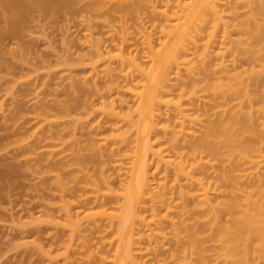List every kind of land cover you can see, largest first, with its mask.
I'll use <instances>...</instances> for the list:
<instances>
[{
    "label": "rangeland",
    "instance_id": "374dc122",
    "mask_svg": "<svg viewBox=\"0 0 264 264\" xmlns=\"http://www.w3.org/2000/svg\"><path fill=\"white\" fill-rule=\"evenodd\" d=\"M82 1L74 2L77 4H73L70 14L66 11L71 7L56 14L55 10L32 5L31 13L26 12L24 19L20 14V19L15 6L14 10L9 7V0H0V264L117 263L114 256L118 245L117 215L119 205L125 201L122 194L130 187L136 163L134 151L140 137L136 128L142 119L138 120L135 110L136 97L143 90L140 93V88L134 90L137 95L130 93L135 76L134 63L130 62L134 55L140 64L146 62L142 55L148 32L140 34L136 30L141 23L147 28L150 17L145 10L147 2L142 1L145 10L140 5L142 22L125 34L119 28L125 13L121 21L119 7L116 8L119 12H113L118 0H104L105 6L99 2L103 0H97L103 10L94 11L93 14L98 13L95 17L91 11L87 16L85 7L92 1L96 5L98 2L87 0L83 3L89 5L85 6L80 4ZM230 8H235L237 14L242 11L235 0L220 6L226 14ZM9 20L16 24L19 21L17 27L11 28L16 31L10 30ZM236 37V31L229 30L224 43L220 36L213 42L210 48L215 54L205 59L206 69L200 66L201 47L186 51L183 60L187 63L172 72L169 86L157 102L156 125L149 143L153 150L160 149L161 155L160 159L153 156L149 161L151 198L160 191L166 192L165 204L176 208L169 212L172 216L164 213L165 205L162 213H158L162 205L159 206L156 197L153 201L144 198L142 209L154 204L157 217L148 224L151 237L145 236V240L134 244L135 248L140 247L135 255L140 264H178L173 262L178 243L168 218L184 220L189 227L195 225V211L189 204L192 202L186 200L189 205L182 210L184 200L179 192L185 182L175 173V153L179 150L174 146L181 145L187 152L203 130L207 117H199L201 113L194 104L205 102L209 105L204 104L207 109L212 108L210 100L215 98L210 94H216L218 85L226 82L219 69L221 61L227 62L230 74L248 67L249 59L242 44L234 42ZM119 48L120 53L130 56L127 60L130 67L125 60L122 63L120 59V64ZM206 86L209 92L204 89ZM253 103L255 119L264 123V112L258 111L264 105V97ZM180 109L189 118L185 120V129L179 123ZM211 114L214 110L209 112V118L213 119ZM132 119L136 127L131 124ZM209 169L210 181L223 191L211 196L219 202L226 194L223 183L216 180L214 169ZM218 211L219 222L224 224L227 215L222 208ZM143 214L150 221L151 212L146 209ZM205 245L212 246L210 241ZM172 255L174 259L170 258ZM207 259L209 264H220L212 252L207 253Z\"/></svg>",
    "mask_w": 264,
    "mask_h": 264
},
{
    "label": "bare ground",
    "instance_id": "6f19581e",
    "mask_svg": "<svg viewBox=\"0 0 264 264\" xmlns=\"http://www.w3.org/2000/svg\"><path fill=\"white\" fill-rule=\"evenodd\" d=\"M76 1L9 0V7L12 10H16L15 12L19 14L20 19L21 17L24 19L26 12L29 14L28 11L30 12L32 5L37 4L36 6L43 7L42 9H52L57 11L56 14H61L63 9L66 11L70 7L72 8L73 4L76 5L77 3H74ZM84 1L80 2V4ZM107 1L99 2H102L105 6ZM118 1L120 3H117V7L115 6V11L113 10V12L121 10L119 12L120 19L122 21L125 18V21L120 22L123 24L119 25V28L125 34H127L129 29L134 30L138 26L137 22L139 24L142 22V20L139 21L142 19L140 14L144 8L142 1L147 2L145 10H148L150 24L146 28L141 23L143 26L140 24L136 31L140 34L147 31L148 35L151 36H148L147 33L145 34L147 37H144V42H146V39L147 42L144 44L147 47L143 48L144 52L146 51L145 53L148 54L145 55L143 52L142 55L149 67L144 64L146 63L144 61L142 63L143 68L142 64L137 62V55H134L135 58L132 57V59L134 58L132 61L126 53H120L122 48L118 49L117 56H119H116L117 58L121 57L119 58L120 64L123 63V60L128 63L127 60L130 59V64L134 63L132 71L134 70L135 76L132 77L129 88L130 93L133 92V95H137L134 90L140 88L138 93H140L141 89L143 90L136 97L138 100L137 107L140 103V108L136 107L135 112L138 111L137 118L140 117L138 120L142 118L141 121H143L144 117L145 121L142 123L139 121L138 127L133 120L134 118L132 119L134 122L130 120L135 127L137 125L136 129L140 137L137 140L136 152L134 151L136 163H134L132 178L129 181L130 187H126L125 194H122L123 198L125 197L122 199L125 201L124 204L120 203L121 206L119 205L120 210L117 215V220L119 221H117L115 237H117L116 242L118 245L116 246L117 251L115 249L116 255H114L116 256L115 259H117V261L115 260L116 264H134L135 262V264H140L139 261H136L138 256H135L139 254L140 249L138 250V248L140 247L137 246L136 249L134 244L137 245L142 242L141 240L147 236L148 238L151 237L149 235L151 233H148L147 229L149 228L148 224L155 221L153 217H157L153 208L154 204L149 209L144 208V198L153 201L156 197L159 206L162 205V209L160 208L161 210L159 209L158 213H162L163 205L166 206H164V213H169L173 208H176L171 207V204V206L169 204L166 205L167 203L165 204L166 200H164V197L167 194L166 192L160 191L157 196L154 195V198H151L152 190L150 189L151 184L148 176V168L151 163L149 161L153 156H157L160 159L161 155V150H153L152 145L149 143L150 135L156 125L157 102L160 101L168 88L172 72L182 64L187 63L183 60L186 51L201 47L203 59L200 61V66L206 69L205 59L215 52L211 50L212 44L214 46L219 36L221 42L225 41L224 39L229 30L236 31L237 37L234 42L242 44L244 54L249 59L248 67L242 71L230 74L227 71L229 66L227 62L221 61L219 64L220 68L219 66L218 68L224 73L223 77L226 82L218 85L217 89L219 91L215 92L216 94H210L215 98L214 101L210 100H213L212 96H210L211 98L209 97L210 99H206L210 100L212 108L208 107L207 109L206 107L209 105L205 102L194 104L198 108L197 111L201 113L199 117L200 115L207 117L203 130L194 138L187 152L182 150L183 147L181 145L177 144L174 146L179 150L175 153V173L185 182V186L182 184L179 192L181 200H184L182 210L187 209L186 207L190 204V207L195 211V225L189 227L184 220L177 222L172 217L171 219L168 218L171 222H167L169 224L172 223L175 231L173 234L175 233L174 237L178 243V250H175L176 254H173L175 257L177 255V257L175 258L172 255L170 258H175L176 261L173 260V262H178V264H209L207 253L212 252L215 260L220 264H264V172H261L264 170V134L262 132L264 123H258L254 117L253 109L255 105L253 101H259L264 97V0H235L236 3L241 5L242 11L240 14L235 12V8H230L231 11L227 14L220 10L221 4L228 3L230 0ZM99 2L97 5L94 1L90 5L87 2V4L83 3L85 6L89 5L85 7L87 11L83 8V11L88 12L87 16L91 12L94 17L98 16V13L93 14V12H101L103 10V5H99ZM140 5H142V9L139 12ZM147 5H149L148 9ZM73 8L66 12L70 11L68 12L70 14ZM122 13L125 14L122 15ZM121 15L122 17L126 16L122 19ZM128 15L131 17H128ZM127 17L131 20V23ZM238 17L243 18V20L238 21ZM154 18L155 21L153 20ZM16 19L14 20L16 21ZM126 21L131 25L127 24ZM11 22H8L10 23L9 25L12 24L10 30L19 25V21L18 24L14 21L13 23ZM143 28H145V32ZM148 29L153 34V37ZM13 30L16 31V28ZM13 30L11 31L13 32ZM155 31L156 33L154 34ZM219 33L221 35L218 36ZM157 36L159 39H157ZM222 38L223 40H221ZM153 40L155 43H153ZM120 54L125 56L122 57L123 55ZM217 55L219 56V54ZM220 55L222 56V54ZM126 62H124V65L127 64ZM130 64L128 63L129 67L131 66ZM250 86H253V90L250 89ZM204 89H207L208 92L210 91L207 86ZM215 95H218L221 100L217 99L218 96L216 97ZM213 110L214 114H211V116H214V118L211 119L209 118V112ZM258 111L264 112V105L260 106ZM217 115H219L218 118ZM187 116L185 111L180 109L178 118L184 129L186 128L184 123L189 119H187ZM174 142H178L176 137ZM209 168L214 169L216 180L223 183L222 187L226 193L223 200L219 202L212 199L211 196L219 194L218 191L221 192V195L223 191L210 181L208 177ZM186 200L192 203L188 202L189 204H187ZM159 201L161 202L159 203ZM163 201L164 203H162ZM142 206H144L143 209ZM219 208H222L227 215V221L224 224L219 222ZM146 209L147 212H151L150 221L143 214ZM169 214H166L167 217H169ZM175 214H178V216L176 215L177 217L180 216L178 212ZM155 223L157 226V222ZM177 225L179 228H177ZM158 229L157 227L156 230ZM206 234L208 238L207 236L205 237ZM208 240L211 242V249L205 245L206 242H209Z\"/></svg>",
    "mask_w": 264,
    "mask_h": 264
}]
</instances>
